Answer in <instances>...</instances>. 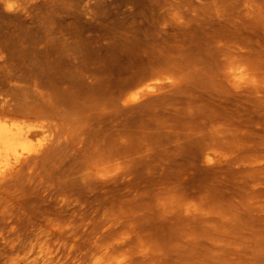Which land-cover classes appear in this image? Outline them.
Listing matches in <instances>:
<instances>
[{
    "label": "rangeland",
    "instance_id": "obj_1",
    "mask_svg": "<svg viewBox=\"0 0 264 264\" xmlns=\"http://www.w3.org/2000/svg\"><path fill=\"white\" fill-rule=\"evenodd\" d=\"M261 91L264 0H0V116L40 150L0 181V264H264Z\"/></svg>",
    "mask_w": 264,
    "mask_h": 264
},
{
    "label": "bare ground",
    "instance_id": "obj_2",
    "mask_svg": "<svg viewBox=\"0 0 264 264\" xmlns=\"http://www.w3.org/2000/svg\"><path fill=\"white\" fill-rule=\"evenodd\" d=\"M254 8V6H253ZM259 9V8H258ZM260 11V10H259ZM260 13V12H259ZM262 13V12H261ZM256 15V14H255ZM260 15V14H259ZM228 47V45H227ZM236 47V46H233ZM232 47V48H233ZM229 48V47H228ZM227 48V49H228ZM221 49V48H219ZM234 49V48H233ZM245 49V48H244ZM232 50V49H231ZM228 50V51H231ZM237 50V49H236ZM239 50V49H238ZM247 50H245L246 52ZM233 52V51H231ZM251 52V51H250ZM230 53V52H229ZM236 53V52H235ZM235 53H231L232 55H234ZM228 54V53H227ZM249 54V53H248ZM251 54V53H250ZM243 56V54H241ZM239 55V56H241ZM246 55V54H245ZM223 56V55H222ZM221 56V57H222ZM236 56V54H235ZM238 56V54H237ZM238 56V58H239ZM220 57V58H221ZM247 58V56H245ZM229 58V57H228ZM237 58V59H238ZM250 58V57H249ZM248 58V59H249ZM232 59V58H231ZM252 59V58H251ZM223 60V59H222ZM233 60L235 61L234 57ZM239 60H243L242 57L239 58ZM253 60V59H252ZM229 61V60H227ZM240 61V62H241ZM223 62V61H222ZM239 62V61H238ZM245 62V59H244ZM251 62V61H249ZM225 63V62H224ZM233 63V61L231 62ZM247 63V60H246ZM253 63V62H252ZM256 63V61H255ZM252 65V64H251ZM226 66V65H225ZM260 66V65H259ZM261 67V66H260ZM224 69V68H223ZM261 69V68H260ZM257 68L255 69L253 66H249L248 63L244 64L243 62L235 64V65H231L227 72H226V76L224 78H226L225 81H227L228 83H230V85L234 88V89H241L243 87H258L260 82L258 79V72H257ZM263 70V69H262ZM261 70V71H262ZM224 73V72H223ZM224 75V74H223ZM260 77V76H259ZM222 78V77H221ZM171 80V79H170ZM222 80V79H221ZM223 81V80H222ZM226 83V82H225ZM228 86V85H227ZM226 86V87H227ZM37 87V86H36ZM231 89V88H230ZM253 89V88H252ZM232 91V90H231ZM247 91V90H246ZM255 92V91H254ZM262 93L264 91H261ZM260 92V93H261ZM42 94V93H41ZM250 95V93H248ZM252 95V94H251ZM264 99V98H263ZM262 99V100H263ZM132 99H126L125 103H129ZM261 100V99H260ZM24 117V116H23ZM21 116H0V181L2 179H4L12 170H14L22 161L23 158H27L30 155H37L39 153L40 150H36L35 149V145L33 142V137L36 134V129L37 127L35 125H31L27 122V120L25 118H23ZM246 161V160H245ZM249 165H254V168L257 169H263L264 165L261 164V162L259 161H251L249 162ZM245 169V168H244ZM247 169V168H246ZM252 171V170H251ZM260 174V173H259ZM263 175V174H262ZM89 176V175H88ZM99 178H104L105 174L103 173H99L98 176ZM264 182V181H263ZM262 182V183H263ZM257 190V189H256ZM259 190V189H258ZM263 190V189H262ZM203 208V207H202ZM201 211V210H200ZM206 213V212H205ZM194 214V213H193ZM207 215V214H206ZM212 215V213H211ZM191 216V215H190ZM193 216V215H192ZM208 216V215H207ZM192 218V217H191ZM193 218H195L193 216ZM209 218V217H207ZM216 218H214L215 220ZM220 219V218H219ZM209 220V219H208ZM207 221V220H206ZM113 228V227H112ZM114 229V228H113ZM112 230V229H110ZM109 230V231H110ZM106 231V230H105ZM105 233V232H104ZM133 234V233H132ZM131 234V235H132ZM137 234V233H136ZM140 234V232H139ZM142 236V235H141ZM126 237V236H125ZM144 237V236H143ZM117 239V238H116ZM115 240V239H113ZM121 240V239H120ZM119 240V241H120ZM95 241V240H94ZM100 241V240H99ZM117 241V240H116ZM124 241V239L122 240ZM97 242V241H96ZM101 242V241H100ZM99 242V243H100ZM144 241H142L143 243ZM150 242V241H149ZM148 242V243H149ZM141 243V244H142ZM109 244V242H108ZM117 245L121 246V243H116ZM107 245V244H106ZM112 245V244H111ZM117 245H113V246H106L102 257L97 258L94 261V264H133L134 261L133 257L131 258L132 260L129 259H125V258H121V254L119 255L118 258H114L111 257L112 252H114V249L116 248ZM137 245V244H136ZM134 245V246H136ZM144 245V244H142ZM147 245V242H146ZM148 246V245H147ZM153 246V245H152ZM91 247V246H90ZM101 247V244H100ZM142 247V246H141ZM150 247V246H149ZM129 248V246H128ZM132 248V247H130ZM136 248V247H135ZM93 249V248H92ZM100 249L99 247H96L95 250ZM153 248H150V250H152ZM118 250V249H116ZM127 250V248H126ZM120 251V250H119ZM123 251V250H122ZM133 252V251H132ZM127 253V252H126ZM130 253V251H129ZM140 253L143 255H148L149 254V250L143 246L140 249ZM91 254V253H90ZM128 254V253H127ZM126 254V255H127ZM125 255V254H124ZM139 255V254H137ZM123 257V255H122ZM135 257V256H134ZM139 257V256H138ZM42 258V257H41ZM48 258V257H47ZM130 258V255H129ZM137 258V257H136ZM36 260V258H35ZM44 261V263H47L49 261V259H45V257L42 259ZM137 260V259H135ZM79 261V260H77ZM76 261V263H77ZM142 261V260H141ZM81 262V261H80ZM78 262V263H80ZM84 262V261H83ZM144 262V261H143ZM37 263V262H36ZM77 263V264H78ZM47 264H52L51 262L47 263ZM84 264V263H83ZM152 264V263H151Z\"/></svg>",
    "mask_w": 264,
    "mask_h": 264
}]
</instances>
